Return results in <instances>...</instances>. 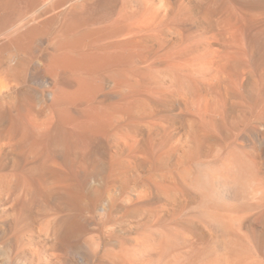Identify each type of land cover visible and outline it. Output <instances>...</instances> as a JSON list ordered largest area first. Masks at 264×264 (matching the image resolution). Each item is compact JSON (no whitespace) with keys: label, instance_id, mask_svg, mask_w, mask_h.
Here are the masks:
<instances>
[{"label":"bare ground","instance_id":"obj_1","mask_svg":"<svg viewBox=\"0 0 264 264\" xmlns=\"http://www.w3.org/2000/svg\"><path fill=\"white\" fill-rule=\"evenodd\" d=\"M3 205L8 264H264V0H0Z\"/></svg>","mask_w":264,"mask_h":264},{"label":"rangeland","instance_id":"obj_2","mask_svg":"<svg viewBox=\"0 0 264 264\" xmlns=\"http://www.w3.org/2000/svg\"><path fill=\"white\" fill-rule=\"evenodd\" d=\"M135 188H137V191H136ZM133 189H134V191H133ZM123 193H122V195H115L117 197L114 200V202H113V209L114 208L115 209H114V211L112 209V217L110 219H106L105 220V218L103 216L100 217L99 214H98V212H97L98 210H94L93 212H91L89 214L90 216H88V214H85V217H84V215L82 216L81 221H83V223H85V230H86L85 231V234H86V236H90V235H92L94 233L101 234L103 236V240L105 239L104 240V243H105L109 239L108 236L113 231L119 232L118 229L125 230L130 225H132L131 219H129L127 217L125 218V217L122 216L123 215V210H122L123 207H121V206H122V202L124 200H122V202H121V199H125V197H122L123 195H125V193H127L126 194V197L129 196V194H130V196H132L133 194L136 195L138 193V187L137 186L136 187L135 186H132L131 188H128L124 194ZM119 203H121V204H119ZM7 207H8L7 205L6 206L3 205L2 207L0 206V222H2L4 220L6 221L7 219L11 218L10 217V212H6V211L3 210V208H7ZM91 218L93 219V221H92ZM90 221H91V223L89 224L88 222H90ZM0 225H1V223H0ZM28 230H27L28 233L26 231L27 237L24 240V242L26 244L28 243L29 245H33L38 240V239H36V237H34V238L32 237L33 234L36 235V232L32 231V233H31L32 228H28ZM15 231H16V229L15 230H12V232H9V233H6V234L0 232V234L3 235V236L0 235V263H2V264H5L4 262H7V264H8V262H9V259H8L9 256L7 254V251H6L7 248H6V245L5 244L8 242V240L10 241V238H11V236L13 234H16ZM7 234H9V235H7ZM104 247L105 246H103V248ZM98 256L96 257L97 259L95 258L94 264H95V262L97 263L99 261L100 255H98Z\"/></svg>","mask_w":264,"mask_h":264}]
</instances>
